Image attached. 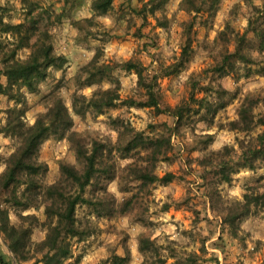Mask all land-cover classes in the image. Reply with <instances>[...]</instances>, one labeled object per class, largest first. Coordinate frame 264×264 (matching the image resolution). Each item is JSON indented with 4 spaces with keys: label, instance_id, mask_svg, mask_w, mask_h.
<instances>
[{
    "label": "trees",
    "instance_id": "obj_1",
    "mask_svg": "<svg viewBox=\"0 0 264 264\" xmlns=\"http://www.w3.org/2000/svg\"><path fill=\"white\" fill-rule=\"evenodd\" d=\"M62 1L63 10L56 13L53 7L42 8L33 0H23L26 15L20 23L7 21V8L0 5V95L5 96L9 104L5 109L0 107V135L16 142L15 150L8 157L0 151V160L5 166L0 174V200L1 206H4H0V231L16 257L20 261L34 260L33 264L82 263L83 253L76 254L74 241L82 242L92 236L96 227L91 222L83 225L79 220L77 210L81 206H89L100 220L128 217L135 224L145 225L149 208L144 199L150 189L156 184L167 186L178 177L171 171L164 175L156 171L159 163L175 160V135L185 126H191L192 122H204L208 128L215 127L218 114L239 94V90L233 93L226 87L222 79L228 76L249 78L253 73L264 76V1L262 5H256L253 0H245L251 7L247 29L237 31L229 21L210 48H220L215 56V65L193 76L189 98L173 107L163 106L160 80L184 70L196 51L194 35L197 34L195 28L199 15L206 14L200 24L210 26L224 2L181 0L178 11L187 12L191 18L182 24L184 40L176 62L161 64L157 71L151 73V67L137 59L116 64L102 61L103 50L95 47L91 60L81 65L76 83L79 89L98 88L91 97L76 92L71 99L72 110L81 117L90 113L104 114L107 109L117 108L120 104L128 108H150L157 116L170 115L174 125L164 122L160 126L165 129L156 137H151L121 117H110L107 125L117 132L115 141L112 137L79 133L74 130L75 119L70 106L56 90L46 97L49 103L47 110L36 118L34 124H29V94L40 93L52 72L65 69L69 62L65 55L58 52L53 25L68 19L78 32V41L85 44L97 39L104 41L111 36L110 30L105 33L97 31V18L111 14L116 0H91L94 15L85 18L74 17V11L84 0ZM139 1L142 5L133 8V13L142 18L143 26L150 24L152 17L156 22L154 28L170 30L177 13L173 16L168 13L173 0ZM130 2L132 0H129L132 5ZM39 8L42 10L36 15ZM103 28L106 26L103 25ZM135 34L141 38L145 36L142 27ZM232 43H235L234 49L230 46ZM23 50L29 51L25 58L20 56ZM119 67L126 73L138 75L141 99L122 98L121 83L113 80V73ZM207 78L210 79L208 83L202 81ZM105 81H111L112 87L104 89ZM200 92L205 96L198 97ZM260 105L264 106V94L249 93L242 99L238 119L218 125L219 129L227 126L230 130L246 133L261 127L257 136L250 135L249 140L240 141L241 153L238 157H231L234 149L227 145L222 151L213 152L210 158L187 159L189 164L199 160L201 166L215 168L212 173L216 179L204 177L209 185L208 197L211 208L220 215L223 230L234 238L243 239L240 232L245 219L264 211V185L248 187L242 201L231 202L222 196L218 185L232 183L233 174L243 169L255 170L259 164H264V114H256ZM2 114L7 115L5 121L1 119ZM194 116L199 117L196 120ZM51 139H68L77 156V164L60 162V176L54 183L47 180L49 164L40 158L43 145ZM214 139V135L207 134L199 142L209 144ZM125 159L129 161L122 165L121 161ZM114 182L124 194L123 201L110 189ZM182 202L190 203L187 200ZM12 209L21 223L12 220ZM30 209H43L45 221L42 222L37 215L19 212ZM196 212L201 215L200 211ZM39 226L46 230V237L37 242L33 240V234ZM127 242L124 241L123 255L114 253L101 264H130L133 254ZM137 242L139 252L145 256L142 264H167L170 258L175 260L174 264L204 263L203 255L197 251L189 252L171 245L160 246L145 231L139 234ZM164 251L169 253L165 255ZM0 264H11L1 252Z\"/></svg>",
    "mask_w": 264,
    "mask_h": 264
},
{
    "label": "rangeland",
    "instance_id": "obj_2",
    "mask_svg": "<svg viewBox=\"0 0 264 264\" xmlns=\"http://www.w3.org/2000/svg\"><path fill=\"white\" fill-rule=\"evenodd\" d=\"M33 1L42 8L53 7L56 13H61L64 6L62 0ZM177 1L173 0L168 8L170 15L177 12L176 21L169 31L154 28L156 22L152 17L150 24L142 25V18L133 13V8H140L142 5L139 0H132L130 2L132 5L129 4V0H116L114 11L111 14L97 18V31L105 33L110 30L111 33V36L106 37L104 41L97 39L87 44L78 41V32L68 19L62 23L54 24L52 31L57 38L58 52L68 58L69 64L63 70L53 71L49 79L43 83L40 93L29 94L27 122L34 124L36 118L47 110L49 103L46 97L56 90L70 106L75 119L74 130L79 133L98 135L103 138L112 137L115 141L118 137L117 132L107 125L110 117H121L131 123L135 129L145 131L151 137H156L165 129L160 126L164 122L174 125V119L170 115L157 116L155 110L150 108H128L120 104L117 108L107 109L104 114L90 113L86 117H81L72 110L71 99L76 92L91 97L98 88V86H93L79 89L76 83V75L79 73L81 65L91 60L95 54V47L99 46L103 50L102 61L116 64L137 59L151 67V73L157 71L161 64L171 65L176 62L181 55L184 40L182 24L191 18L187 12L178 11ZM263 1L253 0L256 5H262ZM90 4L91 0H84L80 8L74 11V17L85 18L94 15ZM0 5L7 8L5 12L7 21L14 23L23 21L26 15L23 0H0ZM41 10L39 8L35 14L38 15ZM250 12V4H247L245 0H224L210 26H202L200 23L207 15H199L195 28L197 34L194 35L195 53L179 74L160 80L163 106L173 107L190 97L193 76L202 73L205 69L212 68L216 63L215 56L219 53L220 48L215 47L213 50L210 48L214 46V41L220 31L225 29L230 21L237 31L244 32L248 26ZM124 14L126 16L123 18ZM100 23L108 29L103 28ZM139 27H142L145 35L143 38L135 34L139 31ZM230 46L234 49L235 43ZM28 52V50L21 51V58H25ZM113 75V80L121 83L120 94L123 99L142 98L137 74L126 73L119 67ZM202 81L208 83L210 79ZM221 82L233 93L239 90V94L226 109L218 114L215 127L208 128L204 122H192L191 126H185L178 135H175L173 138L175 160L159 163L156 171L159 175L171 171L178 177L167 186L156 184L150 189V193L144 199L149 208L148 222L145 225L135 224L128 217L100 220L89 206L78 208L77 216L79 220H82L83 225L91 222L96 227V232L92 236L82 242L74 241L76 254L83 253L84 256L81 264H101L114 253L123 255L124 241L127 242V240L133 254L130 264H142L145 256L138 250L137 238L143 231L156 239L160 246L171 245L179 249H187L189 252L197 251L203 255V264H264V211L245 219L240 232V237L243 239L232 237L227 230H223L220 215L213 211L208 197L209 185L205 182L204 177L215 178L212 173L215 168L201 166L199 160L192 161L191 164L187 161L190 157L202 160L210 158L213 152L222 151L227 145L234 149L231 157L236 158L241 153L240 141L249 140L251 136H257L261 131V127H258L251 133L238 132L230 130L227 126L219 129L218 125L221 123L226 125L230 121L238 119V109L247 94H264V76L255 73L249 78L234 79L233 76H228ZM111 85V81H105L102 87L108 89L112 87ZM197 96L201 98L205 96V93L200 92ZM8 105L6 97L0 95V107L5 109ZM256 114H264L263 105L256 109ZM6 117V114L1 115L3 121ZM194 117L197 120L199 116ZM207 134L214 135V141L209 144L200 143L201 137ZM15 146L16 142L12 139L0 135V151L4 157H8L15 150ZM192 147L197 148L191 151ZM40 158L50 166L47 176L50 183L58 180L61 161L77 164L76 152L68 139L47 141L42 147ZM128 161L129 159L122 160L121 164L126 165ZM4 169V162L0 160V174ZM261 185H264L263 163L259 164L255 170L243 169L233 174L232 183H221L218 185V189L227 201H242L248 187ZM110 189L118 195L119 200L123 201L124 194L120 192L117 182L112 183ZM184 200L190 201V203L185 204L182 202ZM196 211H200L201 215ZM15 212L14 209L11 210L12 220L21 223ZM19 212L23 215H37L42 222L45 221L43 209L19 210ZM45 237L46 230L42 226L35 229L34 241H41ZM0 252L11 264H33L34 262V260L20 261L1 231ZM168 253L164 251L165 255ZM174 263L175 260L170 258L167 264Z\"/></svg>",
    "mask_w": 264,
    "mask_h": 264
},
{
    "label": "crops",
    "instance_id": "obj_3",
    "mask_svg": "<svg viewBox=\"0 0 264 264\" xmlns=\"http://www.w3.org/2000/svg\"><path fill=\"white\" fill-rule=\"evenodd\" d=\"M180 1H181V0H178V1H177V4H179V3H180ZM68 64H69V62H68Z\"/></svg>",
    "mask_w": 264,
    "mask_h": 264
}]
</instances>
